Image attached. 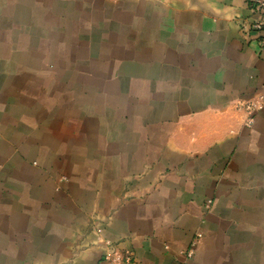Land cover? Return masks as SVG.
I'll use <instances>...</instances> for the list:
<instances>
[{
	"label": "crops",
	"instance_id": "1",
	"mask_svg": "<svg viewBox=\"0 0 264 264\" xmlns=\"http://www.w3.org/2000/svg\"><path fill=\"white\" fill-rule=\"evenodd\" d=\"M248 0H0V264H264ZM209 202V203H208Z\"/></svg>",
	"mask_w": 264,
	"mask_h": 264
},
{
	"label": "built area",
	"instance_id": "2",
	"mask_svg": "<svg viewBox=\"0 0 264 264\" xmlns=\"http://www.w3.org/2000/svg\"><path fill=\"white\" fill-rule=\"evenodd\" d=\"M250 9L255 14H264V0H248ZM245 30L251 29L260 33V46L264 48V17L257 18L248 23L243 24ZM238 108L246 114V125L252 126L257 113L264 108V94H258L252 100H246L238 104ZM209 203V202H208ZM202 236L201 233L196 234V237L191 242L189 248L182 252V259L178 264H187L194 257L195 248L198 239ZM108 250L104 254V261L108 264H136L134 254L130 251H121L116 245L108 242Z\"/></svg>",
	"mask_w": 264,
	"mask_h": 264
}]
</instances>
